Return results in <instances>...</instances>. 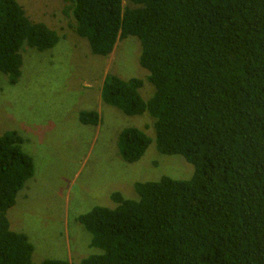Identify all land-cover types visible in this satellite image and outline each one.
Wrapping results in <instances>:
<instances>
[{"label":"trees","instance_id":"1","mask_svg":"<svg viewBox=\"0 0 264 264\" xmlns=\"http://www.w3.org/2000/svg\"><path fill=\"white\" fill-rule=\"evenodd\" d=\"M63 2L94 55L140 41L152 97L142 96L144 80L108 75L102 101L129 117L149 114L158 152L195 169L187 181L139 182L137 199L117 192L113 208L79 216L100 250L79 264H264V0ZM59 41L19 0H0V72L11 85L22 77L25 48L45 52ZM80 121L97 126L99 115L84 111ZM154 140L125 129L122 158L139 162ZM24 143L16 132L0 134V264H36L33 244L7 216L35 177Z\"/></svg>","mask_w":264,"mask_h":264},{"label":"rangeland","instance_id":"2","mask_svg":"<svg viewBox=\"0 0 264 264\" xmlns=\"http://www.w3.org/2000/svg\"><path fill=\"white\" fill-rule=\"evenodd\" d=\"M19 2L34 23L46 24L60 41L45 52L24 49L17 85L0 72V134L21 136L23 149L35 165L28 198L19 199L7 216L11 230L26 234L33 244L34 263L53 259L79 264L100 254L90 247L92 236L77 221L79 216L94 207L113 208L111 196L117 192L137 199L139 182L165 177L187 181L195 169L183 157L158 152L149 114L129 117L102 101L108 75L144 80L142 96L152 97L155 88L146 81L149 74L140 64L142 46L137 38L119 41L109 57L96 56L89 42L71 27L75 22L64 13L63 0ZM84 111L96 112L99 125L82 124ZM129 128L142 130L154 140L133 164L124 161L119 148L120 135Z\"/></svg>","mask_w":264,"mask_h":264}]
</instances>
